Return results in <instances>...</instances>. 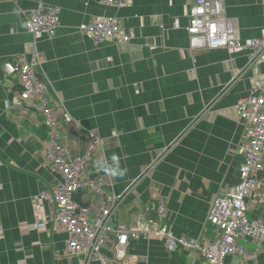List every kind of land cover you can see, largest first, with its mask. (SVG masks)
I'll return each mask as SVG.
<instances>
[{"label":"crops","instance_id":"crops-1","mask_svg":"<svg viewBox=\"0 0 264 264\" xmlns=\"http://www.w3.org/2000/svg\"><path fill=\"white\" fill-rule=\"evenodd\" d=\"M193 3L128 0L115 7L98 0H0V264L82 262L66 249L67 235L52 222L45 230L31 226L53 214V207L38 199L55 179L43 162L46 130L29 109L5 108L15 79L2 64L26 53L33 41L27 20L39 7L59 10L55 36L34 43L41 56L38 72L73 118L59 130L62 143L78 155L86 147L84 131L104 137L105 147L94 154L87 171L101 177L107 191H125L117 220L127 227L144 226L156 220L152 208L162 200L163 223L174 235L200 244L214 240L209 205L238 181L240 148L246 144L236 101L247 95L252 80L264 79V61L251 63L248 51H190L185 28ZM106 16L120 20L128 42L98 44L78 30L80 23ZM224 17L236 38L258 37L264 30V0H225ZM62 116L58 114L60 120ZM165 150L152 167L154 157ZM113 154L127 169L123 178L96 167V161H110ZM95 197L84 187L73 198L88 205ZM247 207L252 218L264 223L263 204L251 198ZM238 243L256 248L249 239ZM102 252L111 264L202 263L197 249L167 251L154 236L132 239L123 261ZM255 263L264 264V245Z\"/></svg>","mask_w":264,"mask_h":264},{"label":"built area","instance_id":"built-area-1","mask_svg":"<svg viewBox=\"0 0 264 264\" xmlns=\"http://www.w3.org/2000/svg\"><path fill=\"white\" fill-rule=\"evenodd\" d=\"M11 1V0H2ZM128 0H98L103 5L119 7ZM225 0H194L187 16L186 32L188 49H225L230 54L248 51L251 63L264 61V30L255 38L241 40L227 28L224 17ZM59 10L56 7H39L33 10L27 20V31L33 41L26 53L14 55L3 62L5 73L15 79L7 98L8 110L29 109L41 118L47 141L43 145V162L47 170L55 175L50 191L42 192L38 199L53 207V214L47 219L37 220L31 226L38 230L47 229L52 222L67 235L66 249L81 257V264L96 261L97 264H111L103 250L111 253L115 261L125 259L132 239L156 237L167 251L179 246L197 249L202 256L201 264H256L255 260L264 242V223L261 218H247V202L252 198L264 205V79H254L246 96L236 101L235 114L244 123L246 144L240 150L243 160L238 168V181L225 193L215 195L209 205L208 222L214 227V240L203 244L176 236L163 223L166 205L161 200L155 205L156 220L147 221L141 227H127L116 218L124 192L115 194L103 188L101 177H91L87 166L94 154L104 149L105 139L92 130L84 131L86 147L73 155L62 143L59 130L70 125L73 118L65 110L61 100L53 98L45 79L38 72L41 56L35 41L44 37L51 39L59 26ZM78 30L95 43L105 41L128 42L116 16L96 18L80 23ZM62 114V120L58 118ZM120 134V133H119ZM91 175V174H90ZM89 187L95 194L94 200L83 205L75 202L74 194ZM147 207L146 210H150ZM249 239L256 245L253 250L238 243ZM236 257V261H228Z\"/></svg>","mask_w":264,"mask_h":264},{"label":"clouds","instance_id":"clouds-1","mask_svg":"<svg viewBox=\"0 0 264 264\" xmlns=\"http://www.w3.org/2000/svg\"><path fill=\"white\" fill-rule=\"evenodd\" d=\"M5 107H9L7 101H5ZM96 167L113 178H123L127 173V169L121 167L120 159L116 154L112 155L110 161L106 158L96 161Z\"/></svg>","mask_w":264,"mask_h":264},{"label":"rangeland","instance_id":"rangeland-1","mask_svg":"<svg viewBox=\"0 0 264 264\" xmlns=\"http://www.w3.org/2000/svg\"><path fill=\"white\" fill-rule=\"evenodd\" d=\"M166 151H167V150H165V153H162V152H161V153H159V156H155V157H154L155 161H153V163H152L153 165L151 164L152 167L156 166V164L161 160L160 157H162L163 154L165 155V154L168 152V151H167V152H166ZM160 154H161V155H160ZM152 167H151V168H152ZM247 211H248V210H247ZM247 218H248V219L252 218V217L249 215L248 212H247Z\"/></svg>","mask_w":264,"mask_h":264},{"label":"trees","instance_id":"trees-1","mask_svg":"<svg viewBox=\"0 0 264 264\" xmlns=\"http://www.w3.org/2000/svg\"><path fill=\"white\" fill-rule=\"evenodd\" d=\"M262 245H264V242L262 243Z\"/></svg>","mask_w":264,"mask_h":264},{"label":"bare ground","instance_id":"bare-ground-1","mask_svg":"<svg viewBox=\"0 0 264 264\" xmlns=\"http://www.w3.org/2000/svg\"><path fill=\"white\" fill-rule=\"evenodd\" d=\"M116 135V134H115Z\"/></svg>","mask_w":264,"mask_h":264}]
</instances>
